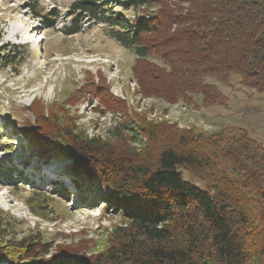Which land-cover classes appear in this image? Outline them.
<instances>
[{"label": "trees", "instance_id": "16d2710c", "mask_svg": "<svg viewBox=\"0 0 264 264\" xmlns=\"http://www.w3.org/2000/svg\"><path fill=\"white\" fill-rule=\"evenodd\" d=\"M132 8L145 17L127 19ZM71 9L75 17L59 31L80 33L82 19L103 25L106 37L134 54L130 74L144 97L191 104V95H200L204 107L225 105L227 97L206 80L228 86L234 76L264 95V0H120L116 8L74 0ZM21 48L0 46V70L20 65ZM97 76L95 83L85 72L81 86L62 100L34 98L24 108L33 123L23 119L20 131L43 163L66 160L74 190L102 189V216L111 209L119 222L100 241L71 235L69 243L53 244L38 232L15 239L16 222L0 209V263L264 264V146L235 126L201 133L148 121ZM81 100L95 101L102 115L119 116L106 137L76 128L70 110ZM0 148L13 150L1 141ZM32 194L24 204L37 217L40 202L49 199Z\"/></svg>", "mask_w": 264, "mask_h": 264}, {"label": "rangeland", "instance_id": "374dc122", "mask_svg": "<svg viewBox=\"0 0 264 264\" xmlns=\"http://www.w3.org/2000/svg\"><path fill=\"white\" fill-rule=\"evenodd\" d=\"M103 1L116 8L120 0ZM73 2L0 0V46L5 51L11 46H21L25 51L20 65L0 70V141L13 146L12 151L0 148V165L6 169L5 173L0 172V209L14 218V233L10 235L15 239L38 232L46 243H69L71 235H76L75 240L100 241L105 229L119 222L111 209L102 216L105 206L102 189L94 185L82 194L74 190L66 160L53 158L43 163L27 148L20 131L23 119L33 123L32 115L24 108L34 98L46 104L62 100L81 86L85 72L93 75L95 83L99 72L110 94L124 101L133 113L146 114L148 121H166L179 129L191 128L201 133L235 126L245 129L264 146V95L243 87L234 76L228 86L206 80L227 97L225 105L204 107L200 95H191V104L184 101L168 104L155 97H144L130 74L134 54L106 37L103 25L82 19L80 33L65 36L59 31L62 26H69L76 15L71 9ZM125 14L127 19L145 17L141 10L133 8ZM44 16L50 18L52 28H47ZM96 106L95 101L81 100L70 111L77 117L76 128L85 136L106 137L108 129L120 119L118 115L116 119L108 113L100 114ZM1 135L5 136V142ZM182 175L185 180L194 181L186 172L182 171ZM32 191L49 199L47 203L40 202L44 208L37 217L24 204L26 198L35 197ZM62 191H68L67 198L61 196Z\"/></svg>", "mask_w": 264, "mask_h": 264}]
</instances>
